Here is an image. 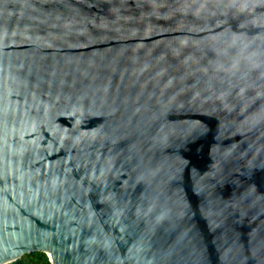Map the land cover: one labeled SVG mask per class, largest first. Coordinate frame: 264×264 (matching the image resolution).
Segmentation results:
<instances>
[{"label": "water", "instance_id": "1", "mask_svg": "<svg viewBox=\"0 0 264 264\" xmlns=\"http://www.w3.org/2000/svg\"><path fill=\"white\" fill-rule=\"evenodd\" d=\"M264 264V0H0V264Z\"/></svg>", "mask_w": 264, "mask_h": 264}, {"label": "trees", "instance_id": "2", "mask_svg": "<svg viewBox=\"0 0 264 264\" xmlns=\"http://www.w3.org/2000/svg\"><path fill=\"white\" fill-rule=\"evenodd\" d=\"M5 264H52L45 252L33 251Z\"/></svg>", "mask_w": 264, "mask_h": 264}]
</instances>
